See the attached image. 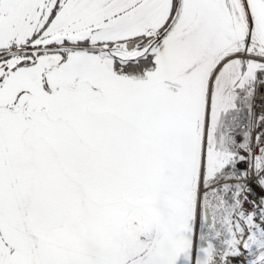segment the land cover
I'll return each mask as SVG.
<instances>
[{"label": "snow or ice", "instance_id": "obj_1", "mask_svg": "<svg viewBox=\"0 0 264 264\" xmlns=\"http://www.w3.org/2000/svg\"><path fill=\"white\" fill-rule=\"evenodd\" d=\"M0 264H264V0H0Z\"/></svg>", "mask_w": 264, "mask_h": 264}]
</instances>
